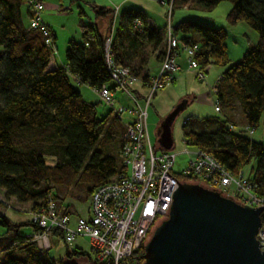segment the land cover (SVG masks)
<instances>
[{
    "label": "trees",
    "instance_id": "obj_1",
    "mask_svg": "<svg viewBox=\"0 0 264 264\" xmlns=\"http://www.w3.org/2000/svg\"><path fill=\"white\" fill-rule=\"evenodd\" d=\"M81 1L72 0L80 8L83 39H71L65 51L67 65L54 68L50 66L53 48L45 42L44 33L25 22V1L0 0V192L7 199L30 202L32 210L53 199L69 211L73 202H68V198L87 201L100 184L126 170L120 155L125 136L120 150L115 151L113 144L122 118L111 107L101 114L100 103L81 93L74 82L75 75L92 87L111 85L112 74L105 61L108 37H112L113 59L123 66L126 35L155 44L165 38V29L148 25L142 8L122 9L117 15L114 7L91 3L95 20L86 22L81 17L86 14ZM183 1L206 7L222 2ZM229 1L232 6L228 23L247 22L259 35L243 58L222 72L214 87L221 108L231 111L241 106L243 126L232 115L219 118L192 114L182 123L183 138L188 145L211 153L233 173L238 174L250 164L246 176L256 184L255 192L264 195V142L253 139L244 128L249 125L256 129L264 113V0ZM27 11L31 15L29 6ZM105 17L110 22L108 34L102 33L99 26V20ZM136 20L141 21L140 26L135 25ZM50 31L55 42L51 26ZM173 33L182 42L200 46L195 56L206 71L211 64L229 62L230 33L226 26L188 19L177 23ZM183 105L182 102L180 107ZM8 206L0 198V226L5 227L0 233V264H77L55 257L30 235L22 234L21 225L30 224L35 230L37 226L32 220L13 221L5 211ZM57 233L63 236L60 231ZM80 253L85 252L70 247L66 250L69 257ZM136 253L137 264H142L144 245Z\"/></svg>",
    "mask_w": 264,
    "mask_h": 264
},
{
    "label": "built area",
    "instance_id": "obj_2",
    "mask_svg": "<svg viewBox=\"0 0 264 264\" xmlns=\"http://www.w3.org/2000/svg\"><path fill=\"white\" fill-rule=\"evenodd\" d=\"M26 1L31 11L30 27L40 29L46 37L45 42L54 50L56 43L50 25L41 15L45 6L44 1ZM159 1L167 7L169 28L166 50L160 73L148 86L146 104L136 112V118L126 125L125 141L121 151L126 170L108 182L100 184L89 196L88 215L81 211L78 214L72 210L65 211V208L53 199L33 209L32 222L37 228L30 237L45 250L53 247L55 237H63L69 245L83 235L90 238L95 264H137V259L134 258L136 252L152 237L156 223L169 216L174 192L180 187L179 181L219 188L227 196L232 190L233 197L240 196L239 200L243 204L253 207L264 206V195L255 192L256 184L247 178L243 169H240L238 174L233 173L211 153L194 146V151L185 149L192 157L188 165L178 172L175 168L179 154L174 151L175 145L171 150H167L162 145L153 143L147 123L148 107L160 89L176 81L181 70L179 56L183 53L187 57V68L195 69L199 80L207 78L206 69L199 66L195 56L200 46L196 43L182 42L173 33L171 19L176 0ZM120 10V7H116L115 14L118 15ZM135 25L140 26L141 21L136 20ZM111 38L108 37L106 41L105 61L112 74L113 86L109 83H104L101 87L87 84L100 94L103 103L109 105L114 114L122 118L124 107L114 108V92L120 89L134 96L133 90L138 82V76L129 66L117 64L113 59ZM75 79L78 84L85 83L79 75H75ZM215 109L222 110L219 102H216ZM231 128L235 126L231 125ZM244 128L250 135L255 132L249 125ZM261 226L257 236L260 237V247L264 250V221ZM58 231L63 236L59 235Z\"/></svg>",
    "mask_w": 264,
    "mask_h": 264
},
{
    "label": "water",
    "instance_id": "obj_3",
    "mask_svg": "<svg viewBox=\"0 0 264 264\" xmlns=\"http://www.w3.org/2000/svg\"><path fill=\"white\" fill-rule=\"evenodd\" d=\"M185 106L175 107L162 122L159 144L174 147V121ZM169 216L144 245L142 264H264L257 236L264 206L243 204L219 188L180 182Z\"/></svg>",
    "mask_w": 264,
    "mask_h": 264
},
{
    "label": "crops",
    "instance_id": "obj_4",
    "mask_svg": "<svg viewBox=\"0 0 264 264\" xmlns=\"http://www.w3.org/2000/svg\"><path fill=\"white\" fill-rule=\"evenodd\" d=\"M183 3L187 4L188 1L186 2L183 1ZM119 4L121 5H117V6L120 7L121 9L120 11H122V9H130L133 7L142 8L143 10L146 11V14L148 16V25L153 26L154 28H163L165 29L166 32L164 34L165 36L164 40L156 44L153 42H147L146 40L144 41L141 38H139V36L137 37L136 35H133V34H129L124 37L123 43H124V49H125V56L123 60L126 61V65H129L133 73L138 76V82L137 84L134 85V90H133L135 92L134 96L128 92H123L120 89H116L114 92L115 93L114 108L115 109L117 108L116 107L117 106L116 102H117V104L120 105V107L122 106L124 107L121 114H125V113L129 114L128 120H124V118H122V121H120V125H122L121 130L117 129V132L115 134V136H117L115 138L117 140L113 143L115 146V149H114L115 151L120 150V147H121L120 143H121V140L125 136L124 133L126 131L127 123L133 121L136 118V115H137L136 112L140 109L142 105L146 104V93L148 92L147 91L148 86L153 82V79L156 78L158 74L160 73L161 62L163 60V56L166 50L167 32L169 28L168 15L166 14V11H167L166 5L162 4L164 6L162 8L159 6V4H157L155 1L153 2L152 0H121ZM175 9H176V6L174 7V11L172 13V19H171V25L173 27L177 26V23H179L180 21H184V19L191 18V16L187 17L185 15H182L181 18L176 19ZM94 18H95V12H94ZM46 21L45 22L49 24L52 27L53 31L55 32V35H56L55 42H56V39L58 38V32L55 31L49 19L48 20L46 19ZM109 24H110L109 19H107L106 17L101 18V20H99V26H100L102 33L104 34L109 33V28H108ZM79 26H80V23H79ZM228 30H229V33L232 31L227 40L229 59L231 58L230 52H232V50H234L237 53L236 55H239V51H240V58H238V60L242 59L244 55L243 53L248 48L253 47V45H255L259 39L258 32L252 29L251 26L247 22H244V21H241L240 23H237L235 25L230 24V27L228 28ZM68 32H69V35L66 37L68 41L66 49L70 44V40L76 39L78 37L77 34H80L78 33L79 31L77 30L76 31L71 30ZM231 34H232L233 41L230 42L229 39L231 37ZM243 34L248 36V38L251 37L252 40H250L251 42H249V46H243V49H241L242 46L239 44V42H241L239 41V36L241 37ZM82 39H83V36H82ZM179 57H180L179 64L181 66L180 67L181 70L177 74L176 81L169 84L165 88L160 89L159 92L155 95V97L151 100V103L149 104V107H148L149 117L152 114V112H150L151 106L154 107V111L157 112L159 117H162V116L164 117L170 114V112L175 107L181 105V103L183 102L184 103L183 106L185 107L182 111H186V112L181 120V130H182L183 121L189 115H192V114H195L199 117L216 116L219 118L231 117L232 115L238 124H242V122L240 121V118L242 115V108L240 105H237L235 107V110H231V111L229 109H224V108H221L222 109L221 111H218L216 109V111L220 113L215 114L214 116L205 115L208 113H206L203 110V107L199 109L197 106V104H200L198 99L201 98L202 96L207 95L211 97V99H213L214 109H215V104L217 102V99H216L214 86L216 85L217 81L220 79V76L225 69L222 72H217V74H214V76L211 77L210 73H211V70L213 69L211 65L209 66V69L207 71L206 80H199L196 77L195 69L187 68V63H188L187 57L183 53ZM50 63H51L50 66L54 68L67 65L66 53H65V56L62 57V55H60L59 58L53 54ZM145 77L146 78L148 77L147 81L144 80ZM112 85H113V82L111 83V86ZM83 92L81 93L84 94V96L86 95L85 97L88 100L93 101V102H99L100 106L102 107L105 106L103 104L100 94L97 93L96 91L95 93H93V94H96L97 96L96 99H94V96L93 94L90 93V91H86V92L83 91ZM100 106H99V112L101 114H105L107 110L110 109L108 106L107 107L105 106V109L103 107V110H102ZM192 107L195 108L197 112L194 110L187 111L189 108H192ZM149 117H148V120H149ZM182 137H184V135ZM156 144L161 146V144H159L157 141H156ZM120 155L122 156L121 153ZM79 202H82V201H79ZM75 203L76 202H73V205L71 206L70 209L72 210L73 213L78 214L79 209H77Z\"/></svg>",
    "mask_w": 264,
    "mask_h": 264
},
{
    "label": "rangeland",
    "instance_id": "obj_5",
    "mask_svg": "<svg viewBox=\"0 0 264 264\" xmlns=\"http://www.w3.org/2000/svg\"><path fill=\"white\" fill-rule=\"evenodd\" d=\"M24 1H25V4L23 5L22 10L24 11V14H25V22H28L30 24L31 15L27 11V6H28L27 1L26 0ZM43 1L45 3L44 4L45 6L41 13L42 19L45 21L46 19L47 20L49 19L55 31L58 32V38L56 39L57 44H55L54 46L53 54L57 56L58 58L60 55H62L63 57L65 56V53H66L65 50H66V46L68 43L67 38H66L69 35L68 31H71V30L79 31L78 33L80 34H77L78 37L76 39H78L79 41H81L82 39V32H81L82 30H80V26H79L80 8L78 7L76 3L72 2V0H43ZM120 1L121 0H82L81 6L82 8H84L86 14H84L81 17L86 22H91V20H95L94 11H93V8H91V3H96L99 6L104 5L107 7L116 8L118 7L117 5H121L119 4ZM152 1L153 2L155 1L157 4H159L160 7L162 8L164 7L160 3L159 0H152ZM231 6H232V1H229V0H222V2L219 3V5H216L213 7H209V6L206 7L200 3H196L193 1H189L187 4H184L182 0H177L176 9H175V16H176L175 18L176 19L181 18L182 15H185L187 17L191 16V18H187L184 20L191 19L195 21H200L201 23L206 24V25L219 26V27L226 26L229 28L230 23H228L227 21V14L229 13L228 11L230 10ZM232 34L229 39L230 42L233 41ZM247 38L248 36H246L245 34H243L241 37L239 36V41L242 42V43L239 42V44L242 46L241 49H243V46H249V42H251L250 40H252V38L251 37H249L248 39ZM1 50H3L2 45H0V51ZM236 54L237 53L234 50L230 52L231 58L229 59V62L226 65L211 64L213 69L211 70L210 76L212 77L214 76V74H217V72H222L224 69L228 68L231 64H233V62L238 61V58H240V51H239V55H236ZM74 82L75 84H78L75 80ZM78 86L81 92L90 91L91 94L95 93L94 89L87 83L78 84ZM93 96H94V99L97 98L96 94H93ZM198 101L200 103V104H197L198 108L201 109L203 107V110L206 113H208L205 115L214 116L215 114L220 113L216 111V109H214V101L213 99H211V97L205 95L199 98ZM104 105L106 107L107 106L109 107V105L107 104H104ZM116 105H117L116 107H120V105H118L117 102H116ZM105 106H103L104 109H105ZM103 107L100 106L102 110H103ZM189 110L190 111L194 110L197 112V110L193 107L189 108L187 111ZM150 112H152V114L150 115L149 120L147 122L148 128H149V134H151L153 143L156 144V141L158 142L159 137L161 135L160 132H161L162 122L166 118V116L164 117L162 116L163 118L159 117L157 112L154 111L153 106H151ZM185 112L186 111L181 112V115H179L177 119L174 121L175 123L172 128V131H173L172 133H174V138H175L174 151L179 154L178 163L176 164V168H175V170L178 172L183 170L188 165L187 163L192 157V155L188 154L185 151V149L187 148L189 151H194V148H195V147H191L187 145V143H185L184 141V138L182 137L183 132L181 130V120ZM122 115H123L122 118H124V120H128L129 114L125 113ZM239 125L243 126V124H239ZM250 136L255 140H261L264 142V113H263L260 125L255 129L254 134H251ZM50 159H54V158L50 157ZM249 167H250V164H248V166H246L243 169L246 175L249 174ZM229 195L234 196L232 194V190L229 191ZM0 198L1 199L4 198L6 200V203L9 205L8 208L6 207V210H5V207H3V209H1L2 212L3 210H5L7 213V216H9L13 221H16L18 223H24L25 221L33 220V215L31 212L32 204L30 202L21 203L17 201V199L14 197L12 199H7L5 198V195H3V193L1 192H0ZM67 200L68 202H71V203L76 202L75 204H76L77 209H79V211H81L82 213L86 215L90 201L79 202L71 198H68ZM73 219H75V215L73 216ZM161 222L162 220L157 222L155 227L159 225ZM4 230H5V227L3 228L0 226V233H3ZM20 232L24 235L26 234L33 235L35 232V229H34V226L30 224H25V225H21ZM52 246L53 247L49 250H50V253L54 255L55 257L64 258L66 261L71 260V261L77 262V264H95L94 262L95 255L92 252V245L90 244V238L88 236L81 235L79 236V238H77L75 242L69 245L64 241L63 238L55 237L53 238ZM69 247L73 249H76V248L81 249L85 253H82V254L80 253L78 255H73L69 257L66 254V250Z\"/></svg>",
    "mask_w": 264,
    "mask_h": 264
}]
</instances>
